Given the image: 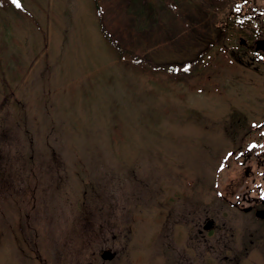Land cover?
<instances>
[{"label": "rangeland", "instance_id": "374dc122", "mask_svg": "<svg viewBox=\"0 0 264 264\" xmlns=\"http://www.w3.org/2000/svg\"><path fill=\"white\" fill-rule=\"evenodd\" d=\"M18 1L0 7V264H264V222L222 200L247 206L264 172V0ZM196 57L184 80L155 70Z\"/></svg>", "mask_w": 264, "mask_h": 264}, {"label": "trees", "instance_id": "16d2710c", "mask_svg": "<svg viewBox=\"0 0 264 264\" xmlns=\"http://www.w3.org/2000/svg\"><path fill=\"white\" fill-rule=\"evenodd\" d=\"M3 6L6 8H11V9L12 8L13 9L18 8L20 11L22 10L20 7H18V6H20V2L18 0H0V7H3ZM22 12H24V11H22ZM96 12H98V11L96 10ZM24 13H26V12H24ZM233 13L234 12L232 11V12L226 13L223 16L225 22L227 20V23L232 27H235V26L236 27L237 26L242 27L241 23L243 22V20L239 16L236 17V15L234 18ZM253 20H254V17L250 14H249L248 18H245L246 22H248V21L250 22ZM249 22H248V24H250ZM100 31H101L104 39L106 40V42L114 48L118 59H124L125 57H128V59L132 62L131 65L136 66V67H138L137 65L142 66L143 63L142 62L140 63L138 60L135 61V57H133L131 55L129 56L128 54H126L127 52L123 53L122 50H119L118 48H116L112 44H110L108 41L109 39H107L103 34L104 31L103 30H100ZM217 41H219V40H217ZM200 62H201V59L196 57L192 61L187 62V63H178V64L170 63V64H166L163 66H160V64H159V65L155 66V70L156 71H163L164 70L165 73L167 72L169 74L176 75L177 79L184 80L185 78H187V77L189 78V76H192L193 72H197L200 69V67H202ZM188 64L191 65V69L188 66ZM143 65L145 66V64H143Z\"/></svg>", "mask_w": 264, "mask_h": 264}, {"label": "flooded vegetation", "instance_id": "af4514ba", "mask_svg": "<svg viewBox=\"0 0 264 264\" xmlns=\"http://www.w3.org/2000/svg\"><path fill=\"white\" fill-rule=\"evenodd\" d=\"M261 150H264V149H261ZM254 157V156H253ZM256 157V160H258V157L257 155H255ZM254 157V159H255ZM248 173V172H245V174ZM256 181V182H255ZM252 183V186H253V189H252V192L253 194H255V197L254 198H251L252 200H250V203L247 204V206H241L239 204V200L237 199L238 196L235 195V199H234V202H236L235 204H233L232 202H230L227 198H226V195H231V191L228 190L227 188L224 190V193H225V200L222 199L223 201H225L227 203V205H229L230 207H234L235 205L240 209L242 210L243 212H252V218L256 219V220H260L262 221V223L264 222V219H260L258 218L256 215H255V212L258 211V210H261L258 206H257V203L259 202V204H262L264 203V172L262 173H259L257 172L255 177L253 178V180L251 181ZM258 200V201H257ZM238 203V204H237ZM262 210H264L262 208ZM198 222V225L197 227L195 228L197 231H203V232H206V233H210L213 229H216V228H219L221 229V227H223V225L220 226V224H217L216 220L215 219H212L211 217H208V216H204L202 219L197 220ZM221 224H223L221 222ZM194 230V229H193ZM192 233H194V231H192ZM179 235V231H177V236ZM186 237H183V235H179L178 238H176V242H177V239L179 240L178 243H182V244H179V245H182L181 246V249H183L184 247V244H183V241ZM219 239V237L217 238ZM216 239V240H217ZM216 242V241H215ZM217 242L219 243L220 241L217 240ZM216 242V243H217ZM189 240H187V245H186V250H191V248L189 247ZM186 258V261L187 263L186 264H192L191 262V258ZM237 264V262L235 263Z\"/></svg>", "mask_w": 264, "mask_h": 264}, {"label": "water", "instance_id": "95a60500", "mask_svg": "<svg viewBox=\"0 0 264 264\" xmlns=\"http://www.w3.org/2000/svg\"><path fill=\"white\" fill-rule=\"evenodd\" d=\"M254 48L256 50H262L264 51V40L258 39L254 42ZM255 215L261 219H264V210H258L255 212ZM101 258L109 260L112 258V254H110L108 251H104L101 253Z\"/></svg>", "mask_w": 264, "mask_h": 264}]
</instances>
